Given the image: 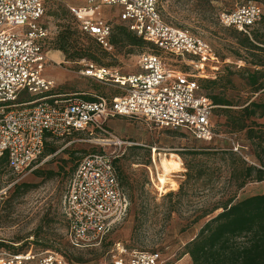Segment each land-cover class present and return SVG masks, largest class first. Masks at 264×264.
Returning a JSON list of instances; mask_svg holds the SVG:
<instances>
[{
    "label": "rangeland",
    "instance_id": "374dc122",
    "mask_svg": "<svg viewBox=\"0 0 264 264\" xmlns=\"http://www.w3.org/2000/svg\"><path fill=\"white\" fill-rule=\"evenodd\" d=\"M247 1L261 6V20L252 31H262L264 0H161L159 9L163 21L200 38L218 60V64H209L216 65V69L205 68L203 74L178 58H166L165 62L196 75L199 85L227 68L237 71L250 67L243 61L247 55L237 45L243 34L223 27L218 20L220 12H230ZM114 11L108 7L101 11V16L110 20L113 28L122 25L112 18ZM43 21L50 33L48 57L53 61L46 66L44 76L55 83L52 94H76L82 98L94 92L101 96L113 95L116 89L109 83L81 75L87 60L68 62L62 52L55 50V40L63 26L70 28L72 38L79 45L87 46L91 42L80 33L76 19L65 6L48 3ZM147 53L161 56L150 44L142 48L118 46L102 62L108 64L106 68L126 76L138 72V59ZM234 82L239 93L232 96L245 100L248 95L242 89L243 82L237 76ZM25 94L20 95L19 101L27 99ZM257 122L264 124V118ZM211 124L215 137L204 142L182 130L160 129L143 120L115 119L113 124H108L109 132L121 143L114 145L110 136L98 133L48 139L55 152L38 159L30 172L16 175L0 166V246L23 251L56 250L69 264H111L112 250L120 244L128 251H157L177 264H190L188 256H180L183 246L221 209L192 224L195 217L210 213L232 197L236 201L264 194V181L250 180L238 188L242 181L236 175L239 160L247 166L260 167L251 143L243 133H227L221 116L213 115ZM96 152H114L118 156L115 167L129 208L125 220L99 247L78 249L67 239L61 200L76 163ZM165 158L176 160L180 169L168 177V183L160 190L158 177L163 174L161 161ZM36 171L41 175L37 176ZM49 172L54 173L51 178H47ZM22 184L28 185L27 190L17 192L16 186ZM171 193L176 195L168 197Z\"/></svg>",
    "mask_w": 264,
    "mask_h": 264
},
{
    "label": "built area",
    "instance_id": "2783aa9c",
    "mask_svg": "<svg viewBox=\"0 0 264 264\" xmlns=\"http://www.w3.org/2000/svg\"><path fill=\"white\" fill-rule=\"evenodd\" d=\"M65 6L79 30L108 52L111 23L101 16L114 9L115 18L128 31L151 44L156 54L138 59V72L120 76L115 70L84 62L82 76L109 83L120 94L85 100L76 94H52L53 80L44 76L49 62L50 33L44 24L46 4ZM160 0H0V158L7 157L13 174L30 172L48 139L94 133L108 135L115 118L143 120L157 128L184 131L196 140L214 137L211 119L215 106L196 75L172 68L166 58H178L199 70L216 69L218 60L209 46L184 29L165 23ZM262 16L253 1L218 14L219 23L250 36ZM55 63V62H54ZM57 64V63H56ZM212 71V70H211ZM25 92L27 99L19 101ZM238 152L237 147H233ZM113 153H90L77 164L61 200L67 239L78 249L99 247L126 218L128 200L120 186ZM111 264H177L157 251H128L120 244L112 250ZM0 264H69L52 249L29 248L15 253L0 246Z\"/></svg>",
    "mask_w": 264,
    "mask_h": 264
},
{
    "label": "trees",
    "instance_id": "16d2710c",
    "mask_svg": "<svg viewBox=\"0 0 264 264\" xmlns=\"http://www.w3.org/2000/svg\"><path fill=\"white\" fill-rule=\"evenodd\" d=\"M252 30L250 36L240 32L243 37L237 41L239 49L247 55L243 61L250 67L239 68L237 71L227 68L222 74L213 79L204 80L200 85L215 106L213 115L224 118L227 133L244 134L245 139L251 143L255 158L260 164V167H256L247 166L241 160L237 162L236 175L237 178H242L238 188L250 180L264 181V124L257 122L264 118V29L262 31ZM80 33L90 39L91 42L87 46L79 45L72 38L70 28L63 26V30L56 37L55 50L62 52L65 61L68 62L85 59L97 66H108L102 60L109 56V52L103 49L93 37L81 31ZM109 41L113 48L118 46L142 48L149 44L132 34L123 25L111 27ZM155 51L157 50L155 49ZM235 76L243 82L242 89L248 95L245 100L239 96H232L234 93H239L234 82ZM82 134L86 135V133ZM54 152L55 147L46 141L40 158L52 155ZM116 162L115 159L114 167ZM0 166L9 169L6 155L0 158ZM115 170L117 173L116 167ZM35 174L41 175L39 171H36ZM53 175V172H49L47 178H51ZM119 183L122 187L120 179ZM27 188L28 185L25 184L16 186L17 192L26 191ZM173 195L176 194L171 193L167 196ZM218 209H221V212L203 224L197 234L183 246L180 256L187 255L190 264H264V194L236 201L232 197L210 213H203L195 217L191 223L202 220ZM8 249L15 253L24 252L23 250Z\"/></svg>",
    "mask_w": 264,
    "mask_h": 264
},
{
    "label": "bare ground",
    "instance_id": "6f19581e",
    "mask_svg": "<svg viewBox=\"0 0 264 264\" xmlns=\"http://www.w3.org/2000/svg\"><path fill=\"white\" fill-rule=\"evenodd\" d=\"M172 157H175L172 155ZM178 158V157H177ZM178 160H180L178 158ZM181 161V160H180ZM161 168L163 170V174L161 176L158 177V183H159V189L163 190L165 185L168 183L169 181V176L173 173L176 172L177 170L180 169V164L173 159H163L161 161ZM174 185V184H173ZM176 189V188H175Z\"/></svg>",
    "mask_w": 264,
    "mask_h": 264
},
{
    "label": "crops",
    "instance_id": "0c3cea01",
    "mask_svg": "<svg viewBox=\"0 0 264 264\" xmlns=\"http://www.w3.org/2000/svg\"><path fill=\"white\" fill-rule=\"evenodd\" d=\"M113 87V86H112ZM114 88V87H113ZM114 89H116V88H114ZM118 94H120V91L118 90V89H116V90H113V95H111L110 97H108V96H101L100 94H98V92H94L93 94H88V95H85V100H94V98L95 97H99V96H101V97H105V98H112V97H114V96H116V95H118ZM115 119H126V118H120V117H118V118H115ZM115 119H112V120H110L109 122H108V124L110 125V124H113L114 123V121H115ZM109 127V126H108ZM110 129V128H109ZM260 194H262V193H260ZM109 236V235H108ZM194 237V236H193ZM186 257H187V255H186Z\"/></svg>",
    "mask_w": 264,
    "mask_h": 264
}]
</instances>
